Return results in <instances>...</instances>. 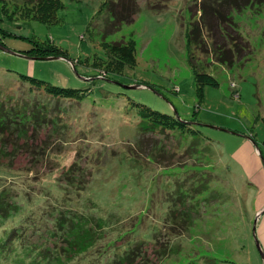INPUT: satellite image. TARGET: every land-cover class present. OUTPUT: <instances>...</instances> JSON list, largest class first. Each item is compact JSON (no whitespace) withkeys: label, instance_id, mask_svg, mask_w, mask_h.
Returning <instances> with one entry per match:
<instances>
[{"label":"rangeland","instance_id":"374dc122","mask_svg":"<svg viewBox=\"0 0 264 264\" xmlns=\"http://www.w3.org/2000/svg\"><path fill=\"white\" fill-rule=\"evenodd\" d=\"M28 1L39 0H0V118L37 120L19 134L0 126V191L22 210L0 219V241L17 229V244L62 251L65 234L47 235L36 224L51 229L77 217L98 242L67 264L93 262L119 234L114 243L123 249L144 242L145 264H264V3L242 0L247 7L228 17L234 29L204 31L191 43L197 65L220 82L205 86L201 99L187 37L201 16L199 0H175L161 14L138 0L136 19L119 25L109 0H62L56 24L21 16ZM232 35L242 39L241 53ZM132 38L138 65L107 77L104 42ZM47 41L69 59L25 53ZM217 47L220 56L235 55L232 67L215 58ZM25 76L85 96H55ZM132 102L192 122L198 132L144 133ZM74 162L90 173L81 194L61 180ZM181 209L191 225L183 233L171 229ZM91 216L111 218L107 229ZM1 246L0 264H17L11 241Z\"/></svg>","mask_w":264,"mask_h":264},{"label":"trees","instance_id":"16d2710c","mask_svg":"<svg viewBox=\"0 0 264 264\" xmlns=\"http://www.w3.org/2000/svg\"><path fill=\"white\" fill-rule=\"evenodd\" d=\"M147 5L150 7V9L157 14H161V12L168 9L171 5V2H174L175 0H145ZM200 2H194L196 8H198L199 12L201 13V16L197 22H194V24L191 25V28L187 34L188 37V45H189V52H190V45L192 42L200 43L202 38V33L205 31H208L210 33L217 31V29H227L228 31L232 28L234 29V25L230 19L228 18L230 15H232L235 11L244 10L248 4H250L251 0H246V2L242 0H199ZM253 2H257L259 4L264 3V0H252ZM244 4H241L243 3ZM28 3H25V7L20 9L21 16H24L25 18H31V19H37L40 21H43L45 23L49 24H56L60 22V18L58 17V11L63 8V2L62 0H39L38 2H32L29 5ZM107 7H109V10L111 12V15L114 17V24L119 25L120 22L126 21L127 23H132L136 19V14L139 11V4L138 0H109L107 2ZM112 28V27H111ZM114 30V28H113ZM236 31V29H235ZM232 38L237 43L235 44V47L237 48V52L241 53L244 49V46L242 44V39L235 38V36L232 35ZM35 47L29 51H26L25 53L37 58H45L50 56L55 57H64L69 59L68 52L62 47L55 45L51 41H47L44 43L35 42ZM194 43V44H195ZM104 48L106 49V55L108 61H109V67L106 69L100 68L101 72H104L108 74L110 72L114 73H122L124 69L127 66L135 67L138 65V48L137 43L135 39H124L117 42H104ZM220 48V47H219ZM219 48H215L216 50V56L215 58L220 60L221 62H227V64L232 67L234 64V57L235 55L228 54L224 56L223 54H227L228 51H225L222 56H220L217 52ZM222 52V51H221ZM191 53V52H190ZM236 54V57L242 56V54ZM239 55V56H238ZM190 57V63L192 70L196 77V86H197V93L200 96V98L203 96V91L205 86H219L220 82L217 79L215 75L207 71L206 69L200 68L197 63L195 62L196 59L191 53L189 55ZM226 58V59H225ZM228 59V61H227ZM26 78H30L25 76ZM32 82H34L36 87L38 89H45L49 93L60 96V97H66V98H76V99H82L85 94L83 93L84 90L76 89V88H70V87H61L56 86L53 84H50L44 80H39L36 78L31 77L30 78ZM202 99V98H201ZM132 105L134 107L138 108L139 115L142 119V126L145 130H154V129H184L195 133L198 132L197 129L193 128L194 123L192 122H185L180 119H178L176 116H173L169 113H162L158 110H154L153 108H150L149 106L137 102H132ZM37 121V120H36ZM32 120H27L26 122H23V120H20L18 118L14 119H8L7 117L0 118V126L4 129L12 128L13 126L16 128L15 133L19 134L21 131L27 132V127L30 126V124L36 122ZM20 124V125H19ZM197 125L199 123H196ZM42 125V123L40 124ZM191 125V126H189ZM197 128V127H196ZM78 162H74L71 167L64 172L61 180L62 184L67 187L71 188L74 187L78 194H81V191L84 190V185L89 181L88 176L90 177V173L87 171L85 167H83L81 164L76 165ZM3 166V165H2ZM78 167V168H77ZM61 184V185H62ZM69 192L65 188L64 192ZM66 193V194H67ZM9 192L5 189L0 191V219H7L11 215L19 213V204H15V206H12L9 204L8 198L6 195H8ZM69 195V193L67 194ZM9 196V195H8ZM70 196V195H69ZM70 199V198H69ZM18 203V202H16ZM13 207L16 209L14 210ZM19 209V210H18ZM22 211V210H21ZM181 218L178 221H174V224H171V229L175 230L176 227H180L179 229H182V233L185 229L189 228L191 225L188 224L189 218L187 215L184 214V209L180 211ZM187 213V212H186ZM59 215L64 214H57L56 219L59 218ZM172 215V213H171ZM183 216V217H182ZM186 216V218H185ZM95 217V216H91ZM180 217L179 216H176ZM97 218L100 225L102 227L100 228V231L106 230L107 226L109 225L108 221L111 218L104 219V218ZM60 219V218H59ZM87 219V218H86ZM185 219V220H184ZM84 220V219H83ZM83 220L81 218H73L70 220H67V218H64L63 220H59V225H52L51 229L46 228L42 230L41 226L37 225V229H41V231L45 232L47 235H56L57 237H61L63 234H65L64 238L67 240L68 244L66 247L61 248L62 251H57V249L52 248H44V249H37L35 246V243H30V247L26 245L17 244L15 241V234L18 233V230L12 231L10 235L5 236L3 235V240L5 242L11 241V245L13 246V254L15 256V262L17 264H27L23 258L22 252L19 251L21 247H24L22 251L26 252L28 255V258H30L29 264H67L66 260L69 261L73 257V254H85L89 253L91 248L98 242V236L94 231L91 230V224L88 223L84 224ZM88 220V219H87ZM34 225V227L36 226ZM90 225V226H89ZM69 229V232L67 230ZM35 229V228H34ZM33 229V230H34ZM67 233V234H66ZM176 236L182 235V233L178 232V230L175 231ZM174 233V234H175ZM101 235V234H99ZM14 237V238H13ZM120 237V234L118 235V238ZM113 239L112 243L114 246L109 245L106 251H102L99 254V257H97L93 262H88L86 264H102L104 260V256L109 257V263L106 264H145V250L143 249L144 242H137L136 244L129 245L130 247L123 249L122 246H117L114 242L117 241V239ZM3 240L0 242V252L3 250L1 244H3ZM73 250L75 251L73 253ZM122 250V251H121ZM69 255H67V253ZM164 255H162L163 259L166 257L167 248H165L162 251ZM165 252V253H164ZM63 255V256H62ZM64 255H67L64 258ZM158 257V254H157ZM190 264V263H189ZM191 264H201L195 263V261L191 262Z\"/></svg>","mask_w":264,"mask_h":264},{"label":"water","instance_id":"95a60500","mask_svg":"<svg viewBox=\"0 0 264 264\" xmlns=\"http://www.w3.org/2000/svg\"><path fill=\"white\" fill-rule=\"evenodd\" d=\"M34 59H37V57H33ZM57 58H61V57H55V56H50V57H45L44 59H57ZM126 88H139L140 85H126ZM262 212H260L261 214ZM261 248V247H260ZM262 254L264 255V252L262 251Z\"/></svg>","mask_w":264,"mask_h":264},{"label":"bare ground","instance_id":"6f19581e","mask_svg":"<svg viewBox=\"0 0 264 264\" xmlns=\"http://www.w3.org/2000/svg\"><path fill=\"white\" fill-rule=\"evenodd\" d=\"M195 122V121H194ZM200 123V122H199Z\"/></svg>","mask_w":264,"mask_h":264}]
</instances>
